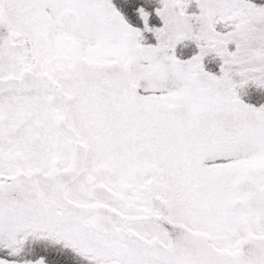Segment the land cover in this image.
<instances>
[{
  "label": "snow or ice",
  "instance_id": "1",
  "mask_svg": "<svg viewBox=\"0 0 264 264\" xmlns=\"http://www.w3.org/2000/svg\"><path fill=\"white\" fill-rule=\"evenodd\" d=\"M0 264H264V0H0Z\"/></svg>",
  "mask_w": 264,
  "mask_h": 264
}]
</instances>
